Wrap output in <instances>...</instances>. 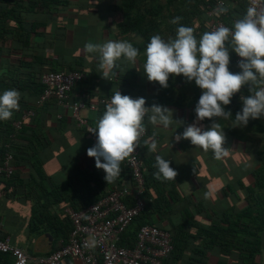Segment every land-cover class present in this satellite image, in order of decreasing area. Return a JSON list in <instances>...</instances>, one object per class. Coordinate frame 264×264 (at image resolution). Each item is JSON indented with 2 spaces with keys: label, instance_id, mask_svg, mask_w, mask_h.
Returning a JSON list of instances; mask_svg holds the SVG:
<instances>
[{
  "label": "trees",
  "instance_id": "obj_1",
  "mask_svg": "<svg viewBox=\"0 0 264 264\" xmlns=\"http://www.w3.org/2000/svg\"><path fill=\"white\" fill-rule=\"evenodd\" d=\"M213 1L115 0L114 10L121 15L117 21L116 41L127 40L138 48L140 55L137 60L143 65L144 49L152 35L160 34L164 39L175 36L178 25L171 23L175 17L182 18L181 24L193 27L197 38L202 33L211 31V23L220 18L207 14L208 6ZM233 1V4L230 3V15L224 18L230 26L233 20L243 16L248 8V0ZM70 3L71 0H0V94L13 88L21 93L19 109L13 111L11 119L0 120V164L5 160L6 145L10 143L11 148L14 147V151L10 150L13 154L14 172L9 177L1 172L0 177L8 179L6 189H11L13 193L19 192L18 189H25L23 193L30 203L32 202L29 224L31 231H50L60 244L67 243L73 228L65 208L72 206L79 210L98 201L107 194V183L97 168L87 171L79 170L76 166L75 174L60 183L45 169L46 153L54 147L42 113L46 112L51 104H55L56 110L66 107L59 104L55 97L41 106L37 105L46 87L42 80L43 74L51 71L81 70L87 75L84 81H79L72 88L70 95L72 97L76 93L86 92L90 95L88 103H91V98H98L93 101L98 105L94 110L95 119L85 116L87 122L83 125H79L75 120L77 128L81 127V130L89 133H92L90 131L95 128L96 122L106 110L107 103H99L101 97L111 98L119 90L122 95L133 98L142 91L139 79L143 78L142 81L147 82L143 69H135L134 63L123 57L116 62L117 67L113 70L116 74L109 80L102 77L99 63L91 69L83 58L72 61L60 56L57 61H49L46 50L52 47V40L56 38L67 43L65 39L68 31L64 26L68 18L64 9ZM54 24L58 25L55 37L49 33ZM229 70L240 71L236 66L234 52L230 53ZM101 80L108 82L104 90L106 96L95 93ZM243 92L245 95L249 94L246 87ZM200 95L201 89L195 82H187L181 75L170 76L167 88L158 84L157 95L152 99L159 105L173 103L179 106H185L189 100L188 106L192 107L198 102ZM241 108L240 97H232V102L226 106V110H231L233 118H220L222 124H229L227 131L230 134L238 133V139H251L255 145L256 164L248 177L239 176L235 179L234 186L227 184L222 189L224 196L234 199V203L229 208L212 211L209 214L210 223L207 225L200 223L199 216L193 212L182 221L175 222L174 215L182 206L181 196L184 193L178 187L176 179L154 178L153 173L157 168L143 150L145 190L142 197L147 200V204L144 211L135 217L123 232L121 245L133 246L141 226L152 224L170 231L172 235L174 248L163 264H264V118L249 120L244 127L236 126L233 123L234 117ZM30 109L35 110V115L26 119L21 129H17L14 122L21 119ZM192 114L196 117L195 111ZM66 122L67 117L63 115L58 119L56 127L59 128V125L61 127ZM145 129L147 141L151 137V130L147 125ZM126 161L127 159L120 165V176L111 184L112 188L116 189L129 183L132 194L127 195L125 199L129 204H133L137 184ZM23 168H28L27 178L21 175L25 170ZM189 204L194 203L190 201ZM194 206L197 212L202 213V202H195ZM169 223L172 224L171 227L168 226ZM215 250L219 253L217 258L211 255ZM0 263L12 264L11 254L0 253Z\"/></svg>",
  "mask_w": 264,
  "mask_h": 264
},
{
  "label": "clouds",
  "instance_id": "obj_2",
  "mask_svg": "<svg viewBox=\"0 0 264 264\" xmlns=\"http://www.w3.org/2000/svg\"><path fill=\"white\" fill-rule=\"evenodd\" d=\"M227 11L224 6L217 8L218 15ZM181 20L177 16L171 21L178 25L174 37L164 39L160 34L150 37L143 53V71L150 82H158L162 88L168 87L170 76L182 75L187 82L194 81L201 89L194 108L196 121L210 120V127L205 130L194 122L178 133L175 140H190L192 145L199 146L205 152L211 150L219 160L228 151L223 147L224 131L213 118H233L226 106L231 104L235 94L245 87L249 93L240 96L242 108L236 112L233 121L236 126L244 127L249 120L264 118V6H261V0H250L245 14L236 19L231 27L217 26L202 33L199 38L194 34V28L181 24ZM84 51L98 56L102 77L107 80L116 74L113 70L119 59L123 57L135 63L140 55V50L127 40L104 43L89 41L84 45ZM231 52L241 58L239 72L229 70ZM20 98L21 93L14 88L0 94V120L11 119L13 111L19 109ZM145 105V98L134 99L122 95L118 90L111 96L95 128L90 131L95 135L96 142L87 149V155L95 158L97 169H103L107 184L120 176L121 163L139 147L140 138L146 130L145 117L152 125L164 128L173 122V113L169 108L159 104H152L151 107ZM150 139L149 150L156 152L157 141L154 137ZM144 143L148 144V141ZM7 145V149L9 147L11 150V144ZM155 161V179L176 178L177 172L170 167L169 160L157 155ZM95 244L96 241L92 240L86 246L94 247Z\"/></svg>",
  "mask_w": 264,
  "mask_h": 264
},
{
  "label": "crops",
  "instance_id": "obj_3",
  "mask_svg": "<svg viewBox=\"0 0 264 264\" xmlns=\"http://www.w3.org/2000/svg\"><path fill=\"white\" fill-rule=\"evenodd\" d=\"M227 1L229 4H233L234 2L233 0ZM114 3L115 0H71L70 5L68 7H65L64 9L66 17L68 18L64 26L65 30L68 31L65 39L67 43H64L63 41L60 42L56 40V38H54V40H52V47L46 50V53H48L49 56V61H57L61 56V58H68L72 61H75V59L83 58L91 69L95 66V64H98V56H96L95 54H86L84 51V45L86 44L87 40L90 38L94 30H96V32L102 36V38L99 39L102 43L109 40L116 41L115 32L117 31V21L121 18V15L114 10ZM101 5L102 9L99 8V6ZM94 9L97 10V14L95 15L91 13L92 11H94ZM90 14L93 15L94 19H89ZM56 27H58V25L54 24L49 31V33L53 34L54 37L55 34L57 35ZM97 27L100 28L97 30ZM71 37H73V41L68 42ZM76 40H78L79 42L77 49L75 43ZM120 60L121 59H119L118 61ZM134 68L142 70V62L140 60H136V62L134 63ZM142 79L143 78L139 79V81L142 83V91L140 90L141 92H138L136 96L133 95V98L135 99L138 97H143L147 102V105L145 106L151 107L152 104H157L153 101L152 98L157 95L158 84L157 82H150L148 79L145 83L144 81H142ZM98 85L95 93L104 94L103 96H106L107 94L104 92V90L107 87L108 82L105 83L104 80H101ZM71 99H76L75 94L72 95ZM97 100L98 98L94 97L93 99L91 98L90 102ZM188 105L189 100L186 101L185 106H179L173 103H171L170 105H162L169 108L173 113V122L168 128H164L160 125H152L148 121V118L145 117L144 124L147 125L151 130L150 138L154 137L157 141L158 146L156 152H151L148 146L151 143V139L149 138V140H147L148 144L144 143L143 150L145 151V153H147L151 161L154 163H156L155 157L157 155H160L163 158L169 160L170 167H172L177 172L178 176L176 177L178 178L175 179L178 183V187L182 189L181 191L184 194L181 196L182 206L175 213L174 221H182L193 212L194 215L199 216L200 223L207 225L210 223L209 214L212 211H220L225 208H229V206L234 203V199H231L230 197H227L225 195L224 197H221V199H223L222 201L218 200L216 202H213L210 199L209 195L200 196V187L198 183L201 182L203 184L202 179H200V177L203 178V176H200L202 172H200L201 170L197 171L196 166L192 165L191 162L200 161L202 167L217 166L215 168L217 174L223 175L225 174V172L221 171V167L225 168L227 165L231 166L230 160L233 162V159L231 158V149L229 146H224L225 149H230L228 156H224L218 160L214 157V154L211 150L205 152L199 146L192 145L190 140L181 139L179 142L175 140V136L178 133H181L185 127L193 124L194 122H196L197 124H202L203 126L207 127V129L212 123V121L210 120L196 121V117H194V115L192 114L195 105H193L192 107H189ZM54 107L55 104H51L49 109L46 112L44 111L42 113V115H44L45 117L43 119V122L46 124L47 129L50 131V137H52L53 141L52 147H54L52 150L49 148L50 151H47L48 153H46L47 156L45 159V169L49 174L57 179V182L60 183L64 181L65 178H68L75 174L76 166L79 168V170L91 171L96 169L95 158L89 157L87 155V149L95 144L96 137L92 133L81 130V127H79L78 125L77 126L79 128L76 127V119L72 116L70 108L61 107L56 110V108ZM81 113L82 115L87 116L90 119H95L96 113L94 110L86 108L83 109ZM63 115L67 117V122L61 127L59 125L58 128L56 127L58 126V119L62 118ZM213 119L219 122L221 129H223L224 131V135H227V137L231 140L232 147L234 148V150L236 148V154L241 156L249 152L253 156V158H255V145L251 142V139H248L246 141L238 139V133L230 134V132L227 131V127L229 126V124H222V119L219 118ZM237 142L243 143L245 145L248 143V145H246L245 147L236 146ZM11 149L14 151L13 146ZM204 154L208 156L207 159L209 160H206L204 158ZM184 155L185 157L181 160L182 156ZM234 162H236V160ZM183 165H185L184 168ZM243 165H246V163H243ZM235 168L236 172H233L235 173L234 176L236 179L239 175L237 174V166H235ZM23 169L25 170L22 171L21 175L22 177L27 178L29 176L28 168ZM98 171L102 174L103 177L105 176L103 169H98ZM195 177L200 182L197 183L195 181ZM7 180L8 179H3L0 177V189L7 188ZM112 185L113 184L111 183L106 184L105 191L107 193L111 189H113ZM127 185L130 184L128 183ZM223 187H226V185L220 187V189H223ZM18 191L19 192L16 193H20L21 211L20 213H18V215L10 216L16 225L12 220H10L9 215L5 212L4 206V201L6 200V198L10 199V195L15 193H13L11 189H6V193L0 192V230L2 231V235L9 237L12 244L19 246L32 254H47L58 248L60 246V241H57L55 239V237L52 235V232L44 231L42 233H31L32 231L29 228V224L32 213V202L30 203L26 194L23 193L25 189H18ZM208 197L209 201L206 202ZM190 201H192L194 204L195 202H202L204 204V206L201 207L202 213L197 212L194 204H189ZM223 201L224 203L220 204ZM239 205H243V203H239ZM19 217L26 219L28 224V230L24 232V238L22 239H18L15 234L17 231L15 228H17L19 224ZM171 225V223L168 224V226L170 227Z\"/></svg>",
  "mask_w": 264,
  "mask_h": 264
},
{
  "label": "built area",
  "instance_id": "obj_4",
  "mask_svg": "<svg viewBox=\"0 0 264 264\" xmlns=\"http://www.w3.org/2000/svg\"><path fill=\"white\" fill-rule=\"evenodd\" d=\"M249 4L250 0H248V7ZM219 6L226 7L228 11L218 15ZM261 6H264V0H261ZM230 8L226 0H214L209 4L208 16L220 17L211 23V30L220 25L231 27L224 20L230 15ZM240 59L236 54L237 67ZM86 78L87 75L81 70L51 71L43 74L42 80L46 87L37 105L41 106L55 97L59 104L71 109L79 125L86 124L87 119L81 111L86 108L95 110L98 107L97 103H88L90 95L86 92L76 93V99L69 101L72 88ZM243 89L233 97L245 95ZM110 99V97H101L99 103H108ZM34 115L35 110L30 109L21 119L14 122V126L21 129L26 119ZM146 136L147 130L140 138L139 147L126 161L132 169L137 184L136 199L133 204H129L125 199L127 195L132 194L129 185L125 184L121 188L110 190L101 199L83 209L77 210L72 206H67L65 210L73 225L69 239L58 249L44 255H34L13 245L10 238L4 237L0 230V253L11 254L12 264H163L174 248L172 235L168 230L156 225L145 224L141 226L133 246L120 244L123 232L131 225L135 217L144 211L147 204V200L142 197L145 190L143 144ZM1 172H4L6 177L14 172L13 154L9 147L5 153L4 162L0 164ZM92 240L96 241L95 246H86L90 245Z\"/></svg>",
  "mask_w": 264,
  "mask_h": 264
},
{
  "label": "rangeland",
  "instance_id": "obj_5",
  "mask_svg": "<svg viewBox=\"0 0 264 264\" xmlns=\"http://www.w3.org/2000/svg\"><path fill=\"white\" fill-rule=\"evenodd\" d=\"M102 1H106V0H102ZM98 5H99V3H98ZM99 8L102 9V5L99 6ZM91 13L93 15H95V14H97V10L94 9V11H92ZM92 14L89 15V19H94V17H93ZM99 28L100 27H97V30ZM101 38H102V36L99 35L96 32V30H94L92 32V35L90 36V38L87 40V42L91 41L93 43H102L99 40ZM71 41H73V37H71L68 40V42H71ZM75 43H76V49H77L78 48V45H79L78 40H76ZM197 126H201L204 129H207V127L203 126L202 124H197ZM246 145H248V143ZM246 145L243 144V143L237 142V145L236 146H241V147L244 146L245 147ZM224 146H229L230 147V149H231V156H232L231 158L233 159V162L230 160V163H231L230 165L231 166H228L227 165L225 168L221 167V171L222 172H225V174H223V175H218L217 174V172L215 170V168L217 166H214V167L213 166H210V167L203 166L202 167V164H201L200 161L191 162L192 165L196 166V170L197 171L198 170L199 171L201 170L200 172H202V173L200 174V176H203V178L200 177V179H202L203 184L195 177V181L197 183L200 182V183H198V185L200 187L199 195L200 196H207V195H209L210 199L213 202H216L218 200L219 201H222L223 200V199H221V197H224V194H223V190L220 189V187H222L224 185H227V184L234 186V184H235V182H234L235 181V176H234L235 173L233 171L236 172L235 166H237V174L240 177H248L250 170L256 164V160L254 161L253 156L249 152H247V153H245V154H243L241 156L238 155V154H236V148L234 150V148L231 145V140L227 137V135H225V142H224L223 147ZM230 149L229 150L227 149L228 153H229ZM210 156H211V154H210ZM227 156H228V154L226 155V157ZM184 157H185V155L182 156L181 160ZM207 157L208 156L204 154V158L206 160H209V159H207ZM235 160H236V162H234ZM243 163H246L247 166L246 165H243ZM252 163H253V165H252ZM184 167H185V165H183V168ZM239 176H237V177H239ZM176 178H178V177H176ZM0 192L1 193H6V189L5 188H1L0 189ZM206 192H208V193H206ZM215 195H216V197H215ZM10 197H11L10 199H7L6 198V200L4 201V206H5V212L9 215L10 220H12L10 216L11 215H18V213H20V211H21V197H20V193L11 194ZM209 197L206 200V202L209 201ZM217 203H219V202H217ZM223 203H224V201L221 202L220 204H223ZM13 223L15 224L14 221H13ZM15 229L17 230L16 233H15L16 234V237L18 239L24 238V232L28 230V224H27L26 219L19 217V224H18L17 228H15ZM31 233H33V232H31ZM33 235H35V234H33ZM216 251L217 250H215V252H212L211 255L212 256L215 255L216 258H217V254H219V253H216ZM222 257H221V259H222ZM233 262H235V261L233 260ZM262 262L264 263V257L262 259Z\"/></svg>",
  "mask_w": 264,
  "mask_h": 264
}]
</instances>
